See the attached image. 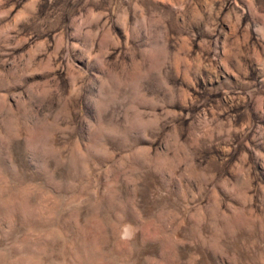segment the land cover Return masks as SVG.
<instances>
[{
    "label": "clouds",
    "instance_id": "1",
    "mask_svg": "<svg viewBox=\"0 0 264 264\" xmlns=\"http://www.w3.org/2000/svg\"><path fill=\"white\" fill-rule=\"evenodd\" d=\"M0 264H264V0H0Z\"/></svg>",
    "mask_w": 264,
    "mask_h": 264
}]
</instances>
